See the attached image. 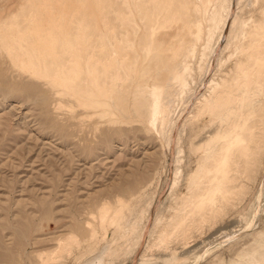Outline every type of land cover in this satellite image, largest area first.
Returning <instances> with one entry per match:
<instances>
[{"label": "rangeland", "instance_id": "rangeland-1", "mask_svg": "<svg viewBox=\"0 0 264 264\" xmlns=\"http://www.w3.org/2000/svg\"><path fill=\"white\" fill-rule=\"evenodd\" d=\"M248 1L239 13L252 32L264 22V0ZM184 2L172 0L170 11L179 7L174 15H181ZM122 9L121 0H0V264H264V103L244 132L257 142L250 173L232 172L234 180L224 185L228 198L217 194L219 204L211 205L216 192H208L212 172L205 170L211 159L202 148L194 151L193 140L214 127L209 118L194 121V135H183L181 175L172 188L173 150L159 138L161 113L149 120L147 71L132 95L136 114L127 115L128 123L81 122L88 87L78 56L110 43L113 34L126 38L119 23L111 29L112 15ZM167 16L155 29L160 40L182 22ZM260 36L250 62L254 74L264 63ZM238 71L229 59L226 74ZM142 214L140 248L119 251L114 239Z\"/></svg>", "mask_w": 264, "mask_h": 264}, {"label": "bare ground", "instance_id": "bare-ground-1", "mask_svg": "<svg viewBox=\"0 0 264 264\" xmlns=\"http://www.w3.org/2000/svg\"><path fill=\"white\" fill-rule=\"evenodd\" d=\"M171 2L172 0H121L123 9L118 15H112L111 29L115 31L116 24L119 23V31L126 38L119 39L118 36L117 39L113 34L110 43H102L97 50H86L90 54L80 53L78 68L85 73L83 82L88 87L87 102L82 104L85 120L81 122L92 128L95 125L102 126L100 124L114 128L128 123L127 115L136 114L131 103L132 95L137 87L138 92L143 88L141 85L144 80L141 78L147 71L152 78L153 91L149 120L153 122L154 114L161 113L159 138L161 144L164 140L165 145L173 150L172 188L181 175L178 163L184 146L183 135L185 134L186 140L190 139L194 135L191 131L193 122L199 123L209 118L214 128L209 129L198 140H193V145L194 151L202 148L207 161L211 159L210 165L207 163L209 166L204 165L205 170L212 172L209 176L211 179L209 178L208 192L213 188L216 195L208 201L210 205L219 204L217 194L228 198L224 185L234 180V176L230 174L241 170L245 175L250 173L248 163H251L249 157L255 138L251 140L244 132L250 116L264 103V57L263 61H259L263 63L262 70L257 74H254L255 69L253 73L251 70V60L260 49L254 42H259L260 35L264 32V22L248 32L249 20L239 13L243 6L249 4L248 0L245 5L242 0H185L181 15H174L179 7L174 8L173 12L170 11ZM261 10L264 11V5ZM116 11L114 9L111 12ZM166 13L168 20L175 18L182 19V22L176 20L160 40L155 36V29L163 23ZM54 28L58 30L57 27ZM222 40L225 41L223 45ZM232 58L239 71L236 74H226L227 62ZM83 59H86L85 67L81 62ZM138 65H141L139 69ZM126 102L127 110L122 108ZM239 165L243 168L238 170ZM199 173L202 175V172ZM263 184L264 181L262 186ZM190 195L192 197L193 193ZM120 196L119 193L114 194L117 199ZM143 218L144 214L127 229L118 231L114 240L119 251L130 253L140 248L147 225L142 222ZM158 220L159 218L156 219ZM152 231L154 230L150 231V235ZM140 259L143 260L142 257Z\"/></svg>", "mask_w": 264, "mask_h": 264}]
</instances>
